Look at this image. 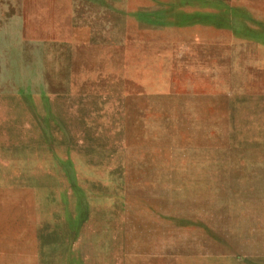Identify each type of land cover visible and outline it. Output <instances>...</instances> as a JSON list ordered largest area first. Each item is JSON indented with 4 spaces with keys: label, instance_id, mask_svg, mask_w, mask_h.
Listing matches in <instances>:
<instances>
[{
    "label": "rangeland",
    "instance_id": "1",
    "mask_svg": "<svg viewBox=\"0 0 264 264\" xmlns=\"http://www.w3.org/2000/svg\"><path fill=\"white\" fill-rule=\"evenodd\" d=\"M228 32L264 39V0H0V264H264L225 50L180 44Z\"/></svg>",
    "mask_w": 264,
    "mask_h": 264
},
{
    "label": "crops",
    "instance_id": "2",
    "mask_svg": "<svg viewBox=\"0 0 264 264\" xmlns=\"http://www.w3.org/2000/svg\"><path fill=\"white\" fill-rule=\"evenodd\" d=\"M228 29L231 30L232 26ZM226 34L223 40L193 35L186 43L180 44H213L225 50L220 58L215 54L208 55L215 62L210 71L223 72L226 77L225 89L219 93L224 104L218 105L224 107L222 122L225 128L222 136L219 135L217 146L235 161L225 165L224 171L261 173L264 164L249 162L252 158L264 157V39H249L243 33L238 38L230 32ZM219 122L221 120L213 124ZM209 137L217 140L218 134L212 131Z\"/></svg>",
    "mask_w": 264,
    "mask_h": 264
}]
</instances>
